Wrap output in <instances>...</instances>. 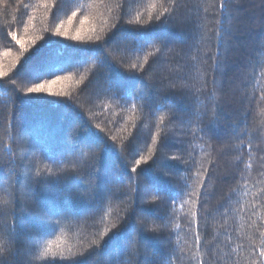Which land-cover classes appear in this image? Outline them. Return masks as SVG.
Wrapping results in <instances>:
<instances>
[{"label": "trees", "instance_id": "16d2710c", "mask_svg": "<svg viewBox=\"0 0 264 264\" xmlns=\"http://www.w3.org/2000/svg\"><path fill=\"white\" fill-rule=\"evenodd\" d=\"M225 5L0 0V197L17 198L0 234L15 226L17 264L30 234L55 241L57 264H264V0ZM56 76L69 79L26 91ZM37 206L62 207V225Z\"/></svg>", "mask_w": 264, "mask_h": 264}, {"label": "snow or ice", "instance_id": "6c2138e0", "mask_svg": "<svg viewBox=\"0 0 264 264\" xmlns=\"http://www.w3.org/2000/svg\"><path fill=\"white\" fill-rule=\"evenodd\" d=\"M169 3L171 4V8H165L164 11L169 14V17H171V13L176 7L177 0H169ZM155 7V5H153ZM220 8L224 9L226 8L225 5V0H220ZM73 16H75V13H73ZM87 19V17L85 18ZM157 19H159V15L157 16ZM219 22V21H217ZM59 31V29H58ZM61 35H67L66 32L60 33ZM75 40H83L85 39L84 36H81L79 33L72 37ZM87 39H92V37H87ZM96 39H99V37H96ZM21 47H23V42L21 41ZM157 52H160L161 49L157 48ZM195 59V57H193ZM213 60L215 61V55H213ZM133 68H136L137 65L133 64ZM21 68L25 70L26 75L32 79L39 80L44 74H53L52 72H37L33 71L31 69H28L27 64L21 65ZM199 80L194 81L191 84H187V86L194 88L196 93L202 92L205 87L206 83L204 81V76L206 75L205 73L201 72L199 68H197ZM7 75L5 71L0 69V76ZM69 77H64V76H56L55 80H44L42 83H35L32 87H28L26 91L28 93H50L52 92V86L55 84L60 83L61 81L67 80ZM197 83H199V86L197 87ZM213 83L215 84V80H213ZM213 98L216 97V92L215 90L211 93ZM197 103L203 107V101L200 100L199 96H197ZM197 117L201 116V113L197 112L196 113ZM165 117L160 116L159 120L161 123H163ZM115 139V137H113ZM101 146H98L97 148L93 149L91 153H83V156L87 158L88 162V167L91 170H95L96 168V161L98 160V151L100 150ZM133 152H135V148L132 149ZM121 152H123V149H121ZM146 162L145 157L141 156L140 159L134 160L133 161V166L130 169L131 173H135L137 170V166H139L141 163ZM62 163V162H61ZM47 167V166H46ZM49 172H51V168H47ZM41 169L37 168L36 169V174H40ZM129 191H134L131 187L129 188ZM33 195L35 192L33 191ZM9 197H12V199H9ZM31 199V195L28 197ZM17 198L14 196V194L11 191H8L7 196L5 197H0V209L3 208H9L12 209L13 214H15V209L12 208V205L14 201ZM153 199H159L158 196H154ZM175 203V201H172ZM127 210V209H126ZM33 213L38 216L44 223L53 229L56 228L57 226L62 225L61 220H55L53 217L55 216H61L64 217V210L62 207H58L56 209H42L39 208L38 206L33 209ZM103 219V217H101ZM167 228V225H153L150 231L153 232H162ZM106 234L102 233V235ZM9 235L12 236V239H9ZM17 234L15 231V226L13 225L12 232L8 234H0V264H17V261L15 260V257L18 255V250L14 247L15 242H16ZM29 239L33 242L32 243V248L33 251L29 252V261L28 264H39V262L43 261L45 264H57V259H59L61 262L68 260V257H65L62 251L54 250L53 245L55 241H47L44 242L43 245L41 244L43 240V234H30ZM93 244H98V241H93ZM128 244L132 247H139L142 244V241L139 239L137 236H132L128 240ZM264 254V252H262ZM82 255V253L80 254ZM164 264H167V261L164 262Z\"/></svg>", "mask_w": 264, "mask_h": 264}]
</instances>
